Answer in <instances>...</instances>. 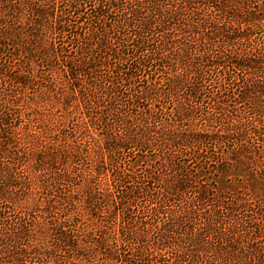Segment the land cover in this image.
<instances>
[{
  "label": "trees",
  "instance_id": "trees-1",
  "mask_svg": "<svg viewBox=\"0 0 264 264\" xmlns=\"http://www.w3.org/2000/svg\"><path fill=\"white\" fill-rule=\"evenodd\" d=\"M4 51L0 264H264V0H0Z\"/></svg>",
  "mask_w": 264,
  "mask_h": 264
},
{
  "label": "rangeland",
  "instance_id": "rangeland-1",
  "mask_svg": "<svg viewBox=\"0 0 264 264\" xmlns=\"http://www.w3.org/2000/svg\"><path fill=\"white\" fill-rule=\"evenodd\" d=\"M12 59L13 58H12L10 52L8 53V51H4L3 54H0V65H2V68H5L7 70L9 69L8 71L11 70L10 73H12V74L23 73L24 71H22L21 69L14 68L13 67V62L16 63V61H14ZM31 73H34V72L32 71ZM34 85H35V89L33 91V97H31L29 95V92L30 91L27 90V93H26V95H27V102H26V100H24V103L21 105V108H20V111H19V114L21 115V117H20V120L17 119V121L15 123L16 125H18V127L16 129V133L18 134L17 136H19V141H21V144H20L18 150H19V152L21 154H24V155H21V156H24V157H27L28 156L29 157L27 159V162L25 163V160H26L25 159L23 161V164H22V167L25 168L24 171L27 173V176L31 172V168L33 166V160H32L31 155L34 154L35 151L38 150V147H39V145H36V144H38V142L35 143L34 139L33 140H31L30 138L27 139V132H29V134H30V132L32 133L33 131L38 132L39 130H42L43 129L42 126L44 127V124L31 123L27 119V115L29 114V112L27 111L28 108H33L32 106L38 104L36 106V108H39L40 109V105L41 106L44 105V103L41 104V102H40L41 101L40 100V96L43 98V95L42 94L40 95V90H39L40 87L39 86L36 87V83ZM34 97H36L39 101L36 100V99H33ZM54 111H56V110H54ZM43 113L45 115H47L45 113V111ZM39 127H41V128L39 129ZM43 132H46V131H43ZM37 137L39 139L40 138V135H37ZM25 153L27 155H25ZM32 198H34V196H32V194H31V196H30L29 199L31 200ZM37 198H38V195L35 197V200ZM27 202H28V200H27ZM14 209L20 210V206H16V207H14Z\"/></svg>",
  "mask_w": 264,
  "mask_h": 264
}]
</instances>
